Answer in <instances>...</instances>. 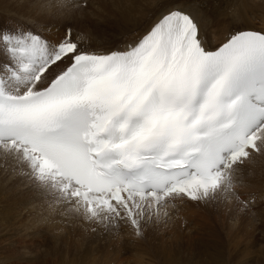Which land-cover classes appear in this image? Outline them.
<instances>
[{"label":"snow or ice","instance_id":"obj_1","mask_svg":"<svg viewBox=\"0 0 264 264\" xmlns=\"http://www.w3.org/2000/svg\"><path fill=\"white\" fill-rule=\"evenodd\" d=\"M202 7L177 3L106 51L71 28H0V160L138 236L176 200L239 199L240 166L264 152V30L213 44Z\"/></svg>","mask_w":264,"mask_h":264},{"label":"bare ground","instance_id":"obj_2","mask_svg":"<svg viewBox=\"0 0 264 264\" xmlns=\"http://www.w3.org/2000/svg\"><path fill=\"white\" fill-rule=\"evenodd\" d=\"M69 1L66 3L63 0L60 7L76 15H58L57 13L51 16L44 13L42 15L41 7L45 5L38 0L36 2L25 0L13 7L12 10L30 17L34 22L14 18L12 14L6 13L7 11L0 7V28H9L18 24L37 25L43 35L53 41H59L64 37L66 28H71L75 39L83 38L85 48L106 51L123 48L126 44L135 41L168 8L176 6L177 3L191 2V0H122L120 5L112 10L113 14L110 17L95 16L101 20L96 22L93 21L95 18L91 20L89 11H86L89 7L79 6V3L88 1V5L93 7L95 2L103 0ZM198 2L203 6L202 10L208 17L206 23L213 44L225 40L235 30H264V0H198ZM11 3L12 0H0L2 5L8 6ZM25 172L26 168L15 161L0 160V206L2 207L0 208V264H8L13 260L21 264H39L48 260L51 264H103V262L125 264L122 258L124 249L120 250L117 256L109 250L108 255L107 253L102 255L96 250L91 252L86 248L83 251L81 246L76 248L77 244L73 248L67 247L65 244L73 241H68L65 237L53 238L50 241L51 246L41 251L43 247L39 242L45 241L48 235V232H45L47 229L40 232L41 229L56 228L54 234L61 236L60 224L50 216L57 211H64L58 208V205L63 208L67 206L72 214L76 212L72 210L70 204L60 200L55 193L38 188L35 182L24 174ZM234 190L241 198L239 201L232 195L213 199V205L218 212L217 226L209 222L213 227H210L205 235H193L194 228L203 226L205 222L203 223L198 217L183 219L180 209L177 213L169 214L164 218L165 220L155 219V229L147 231L144 228L143 235L147 241L138 243L142 259L135 260L132 264H254L245 259L250 255L259 262L258 264H264V240L258 244L249 241V246L242 249L245 252L244 258L240 257L238 249L235 252L233 246H227L228 237L233 236L235 232L230 225L240 219L237 209L244 208L241 203L247 201L246 204L251 206H258V204L264 206V152H252L251 158L245 160L240 166ZM25 197L33 198V202L40 205V214L34 210L26 211ZM58 201L61 203H57ZM177 201L180 203L177 206L184 209L202 207L207 200ZM65 212L70 214L68 211ZM263 214L259 213L258 216ZM67 218L70 219L68 215ZM226 222L229 225L224 224ZM166 224H170V228L165 235L160 236L164 233V231L160 232V227ZM118 229L123 234L125 231L132 230V227L128 224H120ZM236 229H242L241 223ZM262 229H264V221L260 223L257 232L262 233ZM64 240L67 242L65 243ZM37 242L38 249L32 251L29 244ZM137 248L136 244L134 251ZM119 259L120 261L117 262Z\"/></svg>","mask_w":264,"mask_h":264},{"label":"rangeland","instance_id":"obj_3","mask_svg":"<svg viewBox=\"0 0 264 264\" xmlns=\"http://www.w3.org/2000/svg\"><path fill=\"white\" fill-rule=\"evenodd\" d=\"M24 1L25 0H12V3L10 5L7 6V5L0 4V7L3 10L7 11L6 13L12 14L14 18L22 19L28 22H34L33 20H31L30 17L12 10L15 5L20 4ZM38 1L41 4L45 5L41 7L42 15L43 13L48 16H51L52 14H56V13L58 15H76V13H71L67 11L65 8L60 7V5H62L63 0H38ZM64 1L66 3L70 2L69 0H64ZM121 1L122 0L97 1L95 2L93 7L88 5V1H86V2L79 3V6L89 7L86 11H89L91 20H93L95 16H101V18L110 17L113 14L112 10L116 9L120 5ZM67 9H70V8H67ZM5 16H8V15H5ZM93 21L99 22L101 20H99V18H95V20ZM67 29L68 28H66V30ZM240 199L241 198H239L238 201ZM52 200L54 199L52 198ZM24 202H26L25 203L26 211L34 210V212H36L37 214H40V207H39L40 205L35 204L33 202V198L27 199V197H25ZM243 202H247V201H243ZM57 203H61V202L58 201ZM241 204L243 205L244 208L237 209L240 215V219L238 220V222L235 221L230 225L233 229H235V232L233 236L228 237L227 246H233L234 247L233 251L235 252L238 249V252H240V257L244 258L245 252L242 249L249 246V241L252 243L258 244V243L263 242L264 240V229H262V233L257 232L259 230L260 223L264 221V214L261 216H258L259 213H264V206H262L261 204H258V206H251L248 204L245 205V203H241ZM177 205L179 206L180 203L179 201L176 200L173 202L172 205L168 207V209H166L167 215L162 214L158 219L161 221V219L166 218L169 214L171 215V213L173 212L177 213L179 209L183 213V216H182L183 219L185 217H198L199 219H201L203 223L204 222L205 223L203 224V226H201L202 228L201 227L194 228L193 230L194 236L207 234L210 227H213L209 224V222H211L212 225H214L215 227L217 226L216 218H218V212H217V208L213 205V199L207 200L205 205L202 207H192V208L187 207V208L182 209V208H179ZM197 205H201V204H197ZM65 207L66 208H63L62 206L58 205V208H62L64 211H57L50 215L54 217L55 220L58 221V223L60 224V227L62 228V232L60 230L61 236H57L54 234L55 230H57L56 228L48 230L49 227H46L40 230V232H42L44 231V229H47L45 232H48V235L45 237L46 240L43 242H39L40 246L43 247L41 248V251H45L48 248V246H51L50 241H52L53 238L61 239L65 237L68 241H71V242L73 241L70 244H65L67 247L69 246L73 248V246L77 244L79 246L76 245V248L81 246L83 251L85 250V248L87 251L89 249L91 252H94V250H96L102 255H105L106 253L108 255V252L110 251V253L112 252L115 256H117L118 254H120V250L123 251L124 249L123 251L124 254L122 255V258L125 261V264H132L135 262V260L140 261L142 259L141 251L139 249V244H140L139 242L147 241V239H144L143 234L140 236L136 235L133 228L129 232L125 231L122 234V231L118 229V226H106L104 224H101L95 221L87 220L82 215H79L77 213L72 214V212L68 210L67 206ZM0 208L2 207L0 206ZM65 211L70 212L71 215L69 213H66ZM66 214L70 217V219L67 218ZM155 219L156 218L144 224L143 232L145 229L147 231H149L150 229H155L156 227ZM240 223L242 225V229L237 230L236 227ZM224 224L229 225L228 222ZM169 228H170V224L161 226L160 232L164 231V233H161L160 236L165 235L167 231L169 230ZM245 233L247 234L245 235ZM67 240H64V242L66 243ZM136 244L138 245V248L136 251H134ZM23 246H26V244H23ZM29 247L32 251H36L38 249V242L36 244H29ZM100 250L104 252L102 251L100 252ZM245 259L248 262H253L254 264L259 263L257 260L252 258L251 255L245 257ZM115 260H117V258H115ZM119 261L120 259L117 262ZM47 262L51 264L50 260H48ZM47 262H43L39 264H46ZM8 264H21V263H19L17 260H13L12 262ZM32 264H37V263H32ZM103 264H106V263L103 262ZM241 264H244V263H241Z\"/></svg>","mask_w":264,"mask_h":264}]
</instances>
